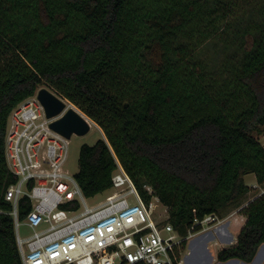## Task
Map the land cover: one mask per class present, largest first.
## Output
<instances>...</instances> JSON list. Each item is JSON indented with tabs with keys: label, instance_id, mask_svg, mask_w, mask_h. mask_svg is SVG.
Here are the masks:
<instances>
[{
	"label": "trees",
	"instance_id": "16d2710c",
	"mask_svg": "<svg viewBox=\"0 0 264 264\" xmlns=\"http://www.w3.org/2000/svg\"><path fill=\"white\" fill-rule=\"evenodd\" d=\"M203 46L218 58L202 59ZM44 87L104 133L80 149L85 196L112 188L117 158L182 237L196 219L242 207L254 174L263 193L217 255L254 260L264 244V0H0V264H23L5 198L16 181L8 118ZM30 210L23 198L20 219Z\"/></svg>",
	"mask_w": 264,
	"mask_h": 264
},
{
	"label": "built area",
	"instance_id": "2783aa9c",
	"mask_svg": "<svg viewBox=\"0 0 264 264\" xmlns=\"http://www.w3.org/2000/svg\"><path fill=\"white\" fill-rule=\"evenodd\" d=\"M39 91L10 113L6 130V160L16 181L5 198L13 205L9 214L14 217L23 264H183L184 243L225 222L227 218L217 214L206 215L194 222L199 230L193 227L182 237L169 217L156 219L159 198L148 187L152 198L146 205L117 158L108 191L112 193L104 202L90 205L77 173L67 169L71 138L51 125L70 109L90 126L95 123L58 94L66 106L48 118L38 100ZM23 198L29 199L31 210L21 220L19 203ZM22 227L29 228L31 235L22 237Z\"/></svg>",
	"mask_w": 264,
	"mask_h": 264
},
{
	"label": "rangeland",
	"instance_id": "374dc122",
	"mask_svg": "<svg viewBox=\"0 0 264 264\" xmlns=\"http://www.w3.org/2000/svg\"><path fill=\"white\" fill-rule=\"evenodd\" d=\"M199 55L202 59L209 61V63L216 60L219 56L213 52L211 46H203ZM44 88H47L56 94V92H54L49 87ZM100 139H105L104 133L102 129L95 124L91 125V129L87 135H73L71 137L70 157L68 160L67 169L69 171H72L73 173H77L79 170L78 158L81 147L83 145L93 146ZM259 140L264 147V136H262ZM245 182L250 187V193L243 199V206L240 208H237V206L227 207L222 212L227 219L221 226L229 224L234 238L238 236L246 221L245 209L242 210L243 207H246L250 201H252L256 197L261 196V194L263 193L262 187H256L257 182L254 174L245 176ZM253 186H255L256 188H253ZM110 193H112V191L97 195L94 198H90V205L94 206L104 202ZM157 205L158 207L156 208L155 212L156 219L158 221H161L162 219H166V217H169L167 208L161 202ZM19 232L22 237H27L32 233L31 230L27 227H22ZM199 236L200 238H197ZM204 236H206V238ZM200 239H206V241L204 240L205 242L202 243ZM234 241L225 240V238L222 239L221 236L216 232L209 233V235H197L196 237L186 241L185 248L182 253L183 264H245V262H242L240 260H230L223 263L218 261L217 259L219 251L235 245L236 242L234 243ZM263 254L264 244L260 247L254 260L251 263L246 264H264Z\"/></svg>",
	"mask_w": 264,
	"mask_h": 264
},
{
	"label": "water",
	"instance_id": "95a60500",
	"mask_svg": "<svg viewBox=\"0 0 264 264\" xmlns=\"http://www.w3.org/2000/svg\"><path fill=\"white\" fill-rule=\"evenodd\" d=\"M38 100L44 107L48 118L58 115L66 106L55 93L47 88L39 91ZM51 127L68 139L73 135L85 136L91 129L86 119L74 109H70L61 119L52 123Z\"/></svg>",
	"mask_w": 264,
	"mask_h": 264
},
{
	"label": "crops",
	"instance_id": "0c3cea01",
	"mask_svg": "<svg viewBox=\"0 0 264 264\" xmlns=\"http://www.w3.org/2000/svg\"><path fill=\"white\" fill-rule=\"evenodd\" d=\"M257 182V181H256ZM213 232H216L217 234H219L220 236H221V238L222 239H224L225 238V240H229V241H234V243L236 242V240H237V237L236 238H234V235L232 234V232H231V229H230V227H229V224L228 225H223V226H221V227H219V229L217 228V229H212V230H210L209 232H207V233H204V235H209V233H213ZM200 235H203V234H200ZM205 238H206V236H204ZM197 238H200V236L199 237H197ZM199 240V239H198ZM201 240V239H200ZM206 241V239H203V240H201V242L202 243H204L205 241ZM264 255V254H263ZM246 264V263H245Z\"/></svg>",
	"mask_w": 264,
	"mask_h": 264
}]
</instances>
